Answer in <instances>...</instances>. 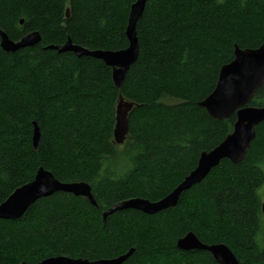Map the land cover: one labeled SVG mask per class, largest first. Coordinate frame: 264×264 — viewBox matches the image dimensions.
<instances>
[{"label":"trees","instance_id":"trees-1","mask_svg":"<svg viewBox=\"0 0 264 264\" xmlns=\"http://www.w3.org/2000/svg\"><path fill=\"white\" fill-rule=\"evenodd\" d=\"M134 1L0 0V30L11 40L41 35L12 52L0 46V203L39 167L62 182H87L95 201L56 191L17 219L0 218V264L111 259L131 248L123 264H219L207 251L177 247L189 231L205 244H226L241 264H264V121L241 162L222 159L176 206L103 216L126 199L164 197L231 132L234 115L217 120L198 103L235 44L264 41V0H146L136 23L138 57L120 89L100 59L55 48L68 39L88 50L125 48ZM119 94L138 106L117 145ZM250 104L264 106V84Z\"/></svg>","mask_w":264,"mask_h":264},{"label":"water","instance_id":"water-1","mask_svg":"<svg viewBox=\"0 0 264 264\" xmlns=\"http://www.w3.org/2000/svg\"><path fill=\"white\" fill-rule=\"evenodd\" d=\"M145 1L136 0L130 6V16L125 31L128 40L126 48L88 51L80 46L71 45L69 40L55 48L59 51H74L77 56L87 55L100 59L105 65L111 67L113 84L120 89L127 71L138 57L139 44L135 23L142 15ZM66 17H69V9L66 10ZM22 22L23 20H20V24ZM40 40L41 35L38 31H32L21 39L13 41L4 31L0 30V46L5 51L12 52L19 48L32 46ZM234 55L235 59L222 67L213 91L198 103L211 117L217 120H225L234 115L235 120L231 132L213 149L201 152L194 169L164 198L155 202L139 197L126 199L115 203L103 213V216L115 210L128 208L137 209L145 214H154L174 207L182 191L200 182L222 159L228 158L233 163L243 160L255 137V127L264 121V107L249 105L255 89L264 82V42L256 49H241L235 46ZM137 106L138 104L126 100L121 94L118 95L113 127L116 143L121 144L126 140L129 131V114ZM39 136V128L34 123L32 144L35 149L38 146ZM59 190L85 196L90 203L95 204L87 183H61L50 171L39 168L32 181L16 188L0 205V218H18L34 200ZM262 208L264 212V203ZM178 247L183 251L207 250L219 264H240L227 245L223 243L205 245L193 233H188L180 240ZM132 253L133 249H130L118 257L99 260L57 256L44 259L38 264H123Z\"/></svg>","mask_w":264,"mask_h":264},{"label":"bare ground","instance_id":"bare-ground-1","mask_svg":"<svg viewBox=\"0 0 264 264\" xmlns=\"http://www.w3.org/2000/svg\"><path fill=\"white\" fill-rule=\"evenodd\" d=\"M135 1H136V0H135ZM135 1H134V2H135ZM134 2H133V3H134ZM145 2H146V1H145ZM131 5H132V4H131ZM131 5H130V6H131ZM67 9H68V8H67ZM67 9H66V10H67ZM65 15H66V11H65ZM129 16H130V8H129V12H128V17H127V23H126L125 31H126V28H127V26H128ZM66 18H67V17H66ZM137 20H138V19H137ZM137 20H136V23H137ZM136 23H135V32H136ZM2 31H3V30H2ZM29 33H30V32H29ZM27 34H28V33H27ZM27 34H25L24 36H26ZM24 36H22V37H24ZM125 36H126V35H125ZM136 36H137V34H136ZM22 37H21V38H22ZM21 38H20V39H21ZM126 39H127V38H126ZM68 40H69V39H68ZM68 40H67V41H68ZM69 41H70V44L73 45V46H80V45L73 44V43L71 42V40H69ZM127 41H128V40H127ZM127 45H128V44H127ZM261 45H262V44H260V45H259L258 47H256V48H259ZM235 46H238V45H236V44L234 45V50H235ZM80 47H82V46H80ZM126 47H127V46H126ZM126 47H125V48H126ZM238 47H239V46H238ZM82 48H84V47H82ZM239 48H240V47H239ZM256 48H253V49H256ZM84 49H86V48H84ZM122 49H124V48H122ZM241 49H242V48H241ZM86 50H88V49H86ZM95 50H96V49H95ZM102 50H103V49H102ZM118 50H121V49H118ZM69 51H70V50H69ZM88 51H93V50H88ZM72 52H74V51H72ZM74 53H75V52H74ZM75 54H76V53H75ZM233 55H234V52H233ZM85 56H87V55H85ZM91 57H92V56H91ZM94 58H95V57H94ZM96 59H97V58H96ZM234 59H235V55H234L233 59H232L230 62H228V63H226V64H224V65H227V64L231 63ZM224 65L221 66V68H220V70H219V73H218V76H219V74H220V72H221V69H222V67H223ZM110 68H111V67H110ZM217 78H218V77H217ZM111 79H112V78H111ZM112 82H113V81H112ZM216 82H217V81H216ZM263 84H264V82H263L262 84H260V85L255 89V92L253 93V97H254V94L256 93L257 89H258L260 86H262ZM215 85H216V84H215ZM214 87H215V86H214ZM213 89H214V88H213ZM212 91H213V90H212ZM212 91H211V92H212ZM211 92H210V93H211ZM210 93H209V94H210ZM209 94H208V95H209ZM208 95H207V96H208ZM253 97H252V99H253ZM252 99H251V101H252ZM200 102H201V101H200ZM258 107H264V106H258ZM206 112H207V111H206ZM232 116H233V115H232ZM230 117H231V116H230ZM230 117H229V118H230ZM234 117H235V116H234ZM214 119H215V118H214ZM233 123H234V122H233ZM232 127H233V126H232ZM255 130H256V127H255ZM227 135H228V134H227ZM227 135H226V136H227ZM255 135H256V131H255ZM254 138H255V137H254ZM254 138H253V139H254ZM224 139H225V138H224ZM224 139H223V140H224ZM113 140H114V135H113ZM223 140H222V141H223ZM252 141H253V140H252ZM252 141H251V142H252ZM114 142H115V141H114ZM115 143H116V142H115ZM123 143H124V142H123ZM123 143H121V144H123ZM219 143H220V142H219ZM219 143H218V144H219ZM116 144H117V145H120L119 143H116ZM218 144H217V145H218ZM217 145H216V146H217ZM250 145H251V143H250ZM214 147H215V146H214ZM214 147H213V148H214ZM213 148H212V149H213ZM248 149H249V148H248ZM248 149H247V150H248ZM210 150H211V149H210ZM208 151H209V150H208ZM202 152H203V151H202ZM246 152H247V151H246ZM200 154H201V153H200ZM224 159H228V158H224ZM228 160L231 162L230 159H228ZM197 161H198V160H197ZM232 163H233V162H232ZM39 168H43V167H39ZM39 168H38V169H39ZM38 169H37V170H38ZM43 169H44V168H43ZM193 169H194V168H193ZM193 169H192V170H193ZM37 170H36V171H37ZM44 170H47V169H44ZM192 170H191V171H192ZM47 171H49V170H47ZM191 171H190V172H191ZM190 172H189V173H190ZM35 173H36V172H35ZM189 173H188V174H189ZM188 174H187V175H188ZM187 175H186V176H187ZM34 176H35V175H34ZM53 176H54V175H53ZM54 177H55V176H54ZM33 178H34V177H33ZM184 178H185V177H184ZM55 179L58 180L57 178H55ZM32 180H33V179H32ZM32 180H31V181H32ZM58 181L61 182V183H66V184L71 183V182H62V181H60V180H58ZM200 181H201V180H200ZM75 182H84V181H75ZM28 183H29V182H28ZM85 183H87V182H85ZM25 184H26V183H25ZM87 184H88V183H87ZM88 185H89V184H88ZM21 186H23V185H21ZM21 186H19V187H21ZM89 186H90V185H89ZM17 188H18V187H17ZM14 190H15V189H14ZM14 190H13V191H14ZM13 191H12V193H13ZM59 191H61V190H59ZM90 192H91V194H92L91 186H90ZM12 193H10L9 195H11ZM68 193H69V192H68ZM71 194H72V193H71ZM168 194H169V193H168ZM168 194H167V195H168ZM9 195H8V196H9ZM73 195H74V194H73ZM8 196H7V197H8ZM75 196H81V195H75ZM165 196H166V195H165ZM165 196H164V197H165ZM7 197H6V199H7ZM84 197H85V196H84ZM92 197H93V194H92ZM164 197H162V198H164ZM86 198H87V197H86ZM134 198H136V197H134ZM139 198H141V197H139ZM162 198H160V199H162ZM6 199H5V200H6ZM87 199H88V198H87ZM93 199H94V197H93ZM160 199H159V200H160ZM5 200H4V201H5ZM148 200H149V199H148ZM4 201H3V202H4ZM34 201H35V200H34ZM34 201H33V202H34ZM150 201H151V200H150ZM156 201H158V200H156ZM3 202H1L0 205H1ZM33 202H32V203H33ZM153 202H155V201H153ZM32 203H30V205H31ZM263 203H264V200H263L262 203H261V208H262V204H263ZM30 205H29V206H30ZM29 206H28V208H29ZM28 208H27V209H28ZM27 209L25 210V212L27 211ZM25 212H24V213H25ZM262 212H263V208H262ZM24 213H22V215H23ZM263 214H264V212H263ZM22 215H20L19 217H21ZM19 217H18V218H19ZM11 219H17V218H11ZM188 233H193V232H192V231H189V232H187L185 235L179 237V238L177 239V242H176L177 247H178V242H179L180 240H182V239H183ZM193 234L197 237V235H196L195 233H193ZM197 239H198L201 243H203L198 237H197ZM203 244H205V243H203ZM223 244H224V243H223ZM205 245H208V244H205ZM210 245H212V244H210ZM225 245H226V244H225ZM178 248H179V247H178ZM131 249H133V248H131ZM179 249H181V248H179ZM129 250H130V249H129ZM129 250H128V251H129ZM133 250H134V249H133ZM181 250H183V249H181ZM192 250H199V249H192ZM230 250H231V249H230ZM128 251H127V252H128ZM188 251H191V250H188ZM202 251H207V250H202ZM231 251H232V250H231ZM127 252H126V253H127ZM207 252H208V251H207ZM232 252H233V251H232ZM209 253H210V252H209ZM124 254H125V253H124ZM210 254H211V253H210ZM233 254H234V253H233ZM122 255H123V254H122ZM211 255H212V254H211ZM234 255H235V254H234ZM58 256H65V255H58ZM119 256H120V255H119ZM52 257H57V256H52ZM66 257H68V256H66ZM117 257H118V256H117ZM212 257H213V256H212ZM47 258H49V257H47ZM47 258H44V259H47ZM70 258H74V257H70ZM77 258H82V257H77ZM114 258H115V257H114ZM236 258H237V257H236ZM44 259H42L41 261H38V262H34V263H27V262H25V261H23V262H25V263H27V264H38V263H41ZM238 261H239V260H238ZM23 262H21V263H23ZM21 263H19V264H21ZM239 263H240V261H239ZM240 264H241V263H240Z\"/></svg>","mask_w":264,"mask_h":264},{"label":"rangeland","instance_id":"rangeland-1","mask_svg":"<svg viewBox=\"0 0 264 264\" xmlns=\"http://www.w3.org/2000/svg\"><path fill=\"white\" fill-rule=\"evenodd\" d=\"M168 102H173L172 100ZM258 193L261 195V198L264 200V184L263 186L258 190Z\"/></svg>","mask_w":264,"mask_h":264},{"label":"flooded vegetation","instance_id":"flooded-vegetation-1","mask_svg":"<svg viewBox=\"0 0 264 264\" xmlns=\"http://www.w3.org/2000/svg\"><path fill=\"white\" fill-rule=\"evenodd\" d=\"M263 42H264V41H263ZM263 42H262V43H263ZM262 43H261V44H262ZM249 105H251V104L249 103ZM251 106H252V105H251Z\"/></svg>","mask_w":264,"mask_h":264}]
</instances>
